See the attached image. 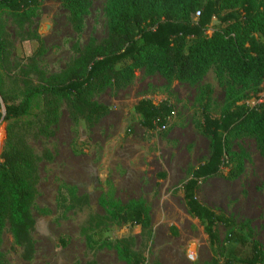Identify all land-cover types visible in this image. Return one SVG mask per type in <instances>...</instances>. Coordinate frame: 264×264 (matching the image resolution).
Segmentation results:
<instances>
[{
	"label": "trees",
	"instance_id": "obj_1",
	"mask_svg": "<svg viewBox=\"0 0 264 264\" xmlns=\"http://www.w3.org/2000/svg\"><path fill=\"white\" fill-rule=\"evenodd\" d=\"M42 1L0 0V67L8 77L18 69L10 78L12 88L20 83L18 92L17 88L6 92L0 83V121L5 123L0 150V264H9L1 251L5 230L20 248L23 260H31L35 254L32 209L38 166L51 161L53 155L47 148L35 152L31 141L54 136L62 108L72 123L82 121L91 129L109 113L96 97L126 89L138 70L147 76L158 74L168 83L197 87L198 117L193 118V125L208 140L209 155L188 170L180 189L187 213L208 238L212 257L205 264H264V251L249 220L237 221L196 197L201 181L212 177L232 181L243 174L248 155L242 147L232 148L235 141L253 139L264 156V94L261 101L247 103L249 95L264 92V0H106V36L97 40L90 35L82 46L75 44V55L57 71L40 66L36 58L43 52L35 27ZM91 1L59 0L76 34L83 30ZM213 18L219 26L208 34ZM14 39L37 42L24 65L12 58ZM209 71L223 88L219 106L212 98V85L200 84ZM38 98L41 108L30 116ZM134 112L145 131L165 137L174 107L167 99L141 98ZM98 205L103 213H88L79 226L85 252L92 256L112 250L125 264H142V249L136 247L134 236L111 239L104 232L112 225L139 226L140 245L145 247L152 238L146 201L139 197L123 204L102 193ZM88 207L87 194H78L72 185H59L55 209L60 219ZM40 213L48 212L43 209ZM218 225L225 229L222 240ZM61 244L65 245L63 239ZM83 264L97 263L90 258Z\"/></svg>",
	"mask_w": 264,
	"mask_h": 264
},
{
	"label": "rangeland",
	"instance_id": "obj_2",
	"mask_svg": "<svg viewBox=\"0 0 264 264\" xmlns=\"http://www.w3.org/2000/svg\"><path fill=\"white\" fill-rule=\"evenodd\" d=\"M106 0H92L81 33L76 34L67 21V13L59 0H43L35 27L42 39L43 52L36 58L39 65L57 71L75 55L73 46H82L92 35L97 40L106 36L104 5ZM219 26L213 18L207 33ZM9 33L12 28L7 27ZM12 58L24 65L36 49L37 42L14 39ZM0 67V83L6 92H13L11 77ZM213 87L212 98L216 105L223 99V88L209 71L200 84ZM196 86L173 81L168 83L158 74L147 76L142 70L126 89L116 93L105 91L96 99L109 108V113L91 129L82 121L72 123L66 110L61 109L54 136L42 141H31L35 152L47 148L51 161L38 166L39 183L32 213L35 219V254L31 260L20 257V248L13 243L10 232L2 235L1 251L9 264H83L93 258L97 264H125L114 251L100 250L94 255L85 252L84 237L79 226L88 213L102 214L98 205L100 194L126 203L143 198L150 208L152 238L144 247L139 226L112 225L104 232L111 239L132 235L136 247L142 249V264H205L212 257L208 238L198 221L186 211L181 183L188 170L207 159L208 140L193 125L198 117L194 103ZM264 92L249 95V104L262 100ZM1 98V96H0ZM141 98L154 102L167 99L174 107L165 137L147 132L134 112ZM41 108V98L34 101L30 116ZM5 136V123L0 121V150ZM242 147L248 155L243 174L232 181L212 177L201 181L197 199L209 208L232 216L237 221L247 219L254 238L264 251V156L251 138L233 143V149ZM226 171V169H224ZM68 184L78 194H87L89 207L70 213L60 219L55 209L59 185ZM47 210L41 215L40 210ZM219 239L225 235L223 226H217ZM95 239V237H93ZM61 239L65 245L61 244ZM193 254V259L189 258Z\"/></svg>",
	"mask_w": 264,
	"mask_h": 264
},
{
	"label": "built area",
	"instance_id": "obj_3",
	"mask_svg": "<svg viewBox=\"0 0 264 264\" xmlns=\"http://www.w3.org/2000/svg\"><path fill=\"white\" fill-rule=\"evenodd\" d=\"M247 103H249V102H247ZM189 258L193 259V254H189Z\"/></svg>",
	"mask_w": 264,
	"mask_h": 264
}]
</instances>
